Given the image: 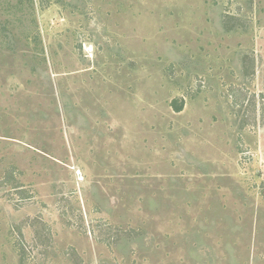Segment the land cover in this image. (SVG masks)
<instances>
[{
  "label": "rangeland",
  "instance_id": "374dc122",
  "mask_svg": "<svg viewBox=\"0 0 264 264\" xmlns=\"http://www.w3.org/2000/svg\"><path fill=\"white\" fill-rule=\"evenodd\" d=\"M0 264H264V0H0Z\"/></svg>",
  "mask_w": 264,
  "mask_h": 264
},
{
  "label": "trees",
  "instance_id": "16d2710c",
  "mask_svg": "<svg viewBox=\"0 0 264 264\" xmlns=\"http://www.w3.org/2000/svg\"><path fill=\"white\" fill-rule=\"evenodd\" d=\"M175 103L176 102H174L173 103V105H174V107H175V110L177 111V112H180L181 110H182V106H177V105H175ZM116 244H120V245H122L123 247H125L126 245L125 244H122V243H120V242H117Z\"/></svg>",
  "mask_w": 264,
  "mask_h": 264
}]
</instances>
